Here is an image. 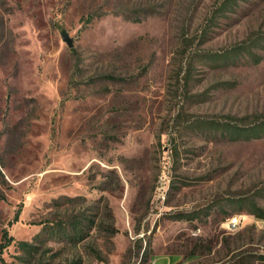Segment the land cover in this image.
I'll return each instance as SVG.
<instances>
[{"label":"rangeland","instance_id":"1","mask_svg":"<svg viewBox=\"0 0 264 264\" xmlns=\"http://www.w3.org/2000/svg\"><path fill=\"white\" fill-rule=\"evenodd\" d=\"M225 1L0 0V264H264V0Z\"/></svg>","mask_w":264,"mask_h":264},{"label":"trees","instance_id":"2","mask_svg":"<svg viewBox=\"0 0 264 264\" xmlns=\"http://www.w3.org/2000/svg\"><path fill=\"white\" fill-rule=\"evenodd\" d=\"M230 2V0H226L224 2V4ZM89 20L92 19L91 16H89L88 18ZM242 129V128H241ZM245 129V128H244ZM255 129V130H254ZM246 132L243 133L246 137H249L251 135H254V136H257V134L261 131V129H256V128H253L252 130H249V129H245ZM253 132H256L255 134H253ZM253 214H255L256 217H258L259 219H263L264 220V210L259 208V207H256V210L252 212ZM15 219L18 220V212H17V215L15 216ZM14 240V237L12 235L9 234L8 230H5L3 232V235H2V238L0 240V262H3V253H4V250L13 242ZM21 244H27L25 243L24 241H22Z\"/></svg>","mask_w":264,"mask_h":264},{"label":"built area","instance_id":"3","mask_svg":"<svg viewBox=\"0 0 264 264\" xmlns=\"http://www.w3.org/2000/svg\"><path fill=\"white\" fill-rule=\"evenodd\" d=\"M241 222H242V217L241 216H236L234 220H227L228 226L230 228L237 227Z\"/></svg>","mask_w":264,"mask_h":264},{"label":"water","instance_id":"4","mask_svg":"<svg viewBox=\"0 0 264 264\" xmlns=\"http://www.w3.org/2000/svg\"><path fill=\"white\" fill-rule=\"evenodd\" d=\"M63 40H65L69 46H73V39L70 37L68 33L62 34Z\"/></svg>","mask_w":264,"mask_h":264},{"label":"crops","instance_id":"5","mask_svg":"<svg viewBox=\"0 0 264 264\" xmlns=\"http://www.w3.org/2000/svg\"><path fill=\"white\" fill-rule=\"evenodd\" d=\"M174 263H175V260L173 261ZM166 264L168 263H171V260H169L168 262H165ZM165 263H160V264H165ZM156 264H158V263H156Z\"/></svg>","mask_w":264,"mask_h":264},{"label":"bare ground","instance_id":"6","mask_svg":"<svg viewBox=\"0 0 264 264\" xmlns=\"http://www.w3.org/2000/svg\"><path fill=\"white\" fill-rule=\"evenodd\" d=\"M236 217V216H235ZM235 217H232L230 220H234L235 219Z\"/></svg>","mask_w":264,"mask_h":264}]
</instances>
